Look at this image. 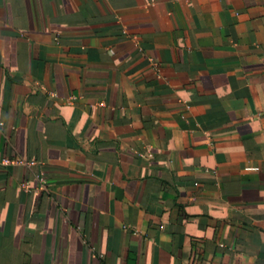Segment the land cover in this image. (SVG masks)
<instances>
[{"label":"crops","instance_id":"0c3cea01","mask_svg":"<svg viewBox=\"0 0 264 264\" xmlns=\"http://www.w3.org/2000/svg\"><path fill=\"white\" fill-rule=\"evenodd\" d=\"M0 264H264V0H0Z\"/></svg>","mask_w":264,"mask_h":264},{"label":"built area","instance_id":"2783aa9c","mask_svg":"<svg viewBox=\"0 0 264 264\" xmlns=\"http://www.w3.org/2000/svg\"><path fill=\"white\" fill-rule=\"evenodd\" d=\"M138 154L141 155L140 153H138ZM39 181L41 183L42 189H45L46 185H47V180L43 176H39Z\"/></svg>","mask_w":264,"mask_h":264}]
</instances>
